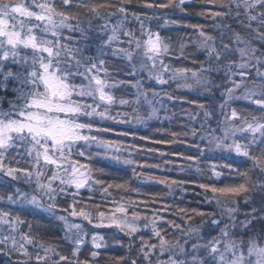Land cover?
Wrapping results in <instances>:
<instances>
[{
    "label": "snow or ice",
    "instance_id": "1",
    "mask_svg": "<svg viewBox=\"0 0 264 264\" xmlns=\"http://www.w3.org/2000/svg\"><path fill=\"white\" fill-rule=\"evenodd\" d=\"M184 4L185 0H179L175 6L183 11L181 6ZM173 5L174 0H145L143 7L171 9ZM227 7L226 12H213V17L234 16L239 25L247 30V35H241L231 25L218 26L221 40L217 45L215 37L200 31L202 40L198 49L205 53L206 59L201 62L198 71H192L184 67L171 68L165 63L164 58L171 54L169 42L161 36L159 30L153 29L152 21L163 20V24L158 25L159 29L169 24L200 28L202 25H187L182 18H172L162 12H132L131 21L139 25L134 30L128 27L130 21L127 0H120L117 4H113L111 0H0V92L5 95L10 92L15 96L14 100L8 102L7 111L0 109V205H3L0 207V232H7L0 236V245L6 248L11 243L13 251L34 264H91L92 260L101 255L99 250L107 247L105 236L94 230L114 228L128 236L130 241L140 231L137 223L129 222L126 216L116 215L127 213V207L123 204L109 215L99 211L95 217L76 208V204L80 202L75 198L80 195L81 189L87 188L92 192L94 186L99 185L101 187L95 190L102 193V198H106V195H110V188H129V181L113 183L105 180L104 169L93 165L94 159L101 156L117 164L134 163L133 160L116 154L121 151L116 142L97 134L114 130L95 118L119 124L131 123L127 113L111 114L112 106L116 102L111 89L116 84L109 83L114 79L107 67L109 55L129 62L117 71L137 77L132 84L136 89L134 103L139 104L143 98L150 107L153 101L163 107L165 99L196 104L204 117L199 126V140L205 143L195 142L198 130L192 127L193 141L189 146L196 148L198 155H186L184 159L195 161L205 154V149L208 152L226 151L246 158L252 162L251 169H258L261 174L256 178L255 188L261 193L264 205V0H230ZM74 8L86 9L88 19H77L72 14ZM108 8H116V12L101 11ZM112 17H116L114 23L111 22ZM93 21L102 23L93 26ZM225 28L231 33L228 41L223 39ZM65 30L67 33H79V38L74 39ZM184 49L185 45L181 43L180 56L175 59L187 58ZM136 55L142 56L139 66L132 63ZM139 72H147V79L154 80L156 85L184 81L183 84L177 83V87L188 89L192 88L187 83V73L191 72L196 84L210 95L213 87L221 86L211 79V74L222 72L224 90L221 96L224 100L216 106L220 110L219 116L216 107L206 106L198 100L173 96L163 87L157 90L153 84H148L145 89L138 78ZM165 73H169L167 78ZM249 82L253 86L244 87L237 94ZM118 83L129 82L120 80ZM3 99L0 96V102ZM234 100L246 101L247 106L238 111L230 104ZM129 103L127 99L119 100L120 105ZM225 109L229 111L226 112ZM156 112L157 109L152 107L147 116H142L134 108L131 119L138 124L143 123L155 116ZM198 115L199 112L191 113L189 119L195 120ZM220 116L224 119L220 120ZM213 119L216 127L211 126ZM218 132L222 136L217 135ZM116 134L128 136L130 132L117 131ZM171 135L176 138L181 133L173 132ZM183 135L187 136L188 132L185 131ZM174 142L185 143L175 139L153 140L157 144ZM94 147L103 148L105 151L94 153ZM164 163L169 161L165 160ZM215 167L214 165L213 175L219 178L222 172L216 171ZM221 167L228 169L230 176L238 174L248 177L247 171L240 172L231 163ZM97 172L101 175H96ZM141 175L135 168L132 169L133 179ZM147 179L152 180V177ZM156 182L168 184L167 179ZM21 183L31 187L32 192L24 191L19 186ZM183 183L186 181H171V184ZM199 187L210 188L213 193L221 195L239 196L240 193L249 191L245 183L223 187L201 183ZM70 189L74 190L69 191ZM132 190L140 191L139 188ZM34 193H40V197ZM61 193L73 197V204L69 206L71 211H62L68 212L74 218L79 216L86 220L91 225L90 229L85 231L81 223L71 222L66 216L57 214L55 201ZM43 197H47L52 203L45 204ZM154 202L155 200L146 203ZM131 203L129 200V204ZM219 203L217 200V204ZM245 203H248V198H245ZM13 205L16 206L15 209L11 208ZM95 207L99 208L100 205ZM180 211L186 212L184 209ZM237 211L235 207L228 208L227 219L223 214L219 217L210 215V220L206 222L209 224V232L216 231L217 234L209 235L208 238L198 235L199 229L185 230L174 221H169V226L179 229L180 238L175 244L165 239L166 226L157 228L156 221L153 220L152 236L158 243H149L140 236L139 251L148 264H152L154 250H158L159 255L170 253L166 262L158 260L157 264H264V206L253 207L250 213L244 215L243 220L237 218ZM41 213H48L63 221V240L74 246L71 256L75 260L61 254L57 247L45 246L32 235L33 225L22 217H35ZM198 214L205 215L203 212ZM131 216L133 221L141 219L135 211ZM255 221L260 223V231L249 235ZM147 226L146 223L144 227ZM24 228L27 229L26 232L23 231ZM194 232L197 233L195 238ZM89 233L91 260H80V250L86 245L85 237ZM245 236L248 237L247 240L244 239ZM117 243H120L118 238ZM29 247L33 251L30 252ZM128 247L131 248L132 244L129 243ZM189 252L193 253L190 259ZM201 252L204 253L203 256L200 255ZM0 253L8 255L3 248H0ZM123 260V256L117 257L118 264ZM130 264H137V261L133 259Z\"/></svg>",
    "mask_w": 264,
    "mask_h": 264
},
{
    "label": "trees",
    "instance_id": "2",
    "mask_svg": "<svg viewBox=\"0 0 264 264\" xmlns=\"http://www.w3.org/2000/svg\"><path fill=\"white\" fill-rule=\"evenodd\" d=\"M113 4H117L120 0H111ZM145 0H127V7L129 9V24L128 27L132 29H138L139 25L131 21L132 12L141 13H151L153 11L162 12L165 15L172 18H182L184 24L187 25H202L200 27H177L171 24L166 25L164 28L159 29L158 25L163 24V20H153L152 27L160 31V34L165 39H168L171 54L164 58L165 63L169 64L171 68L184 67L189 68L192 71H198L201 62L206 59V55L203 51L198 49V45L202 40L199 36V32L203 31L206 35H211L215 37V42L219 45L221 40L220 28L218 26L231 25L232 29L239 31L241 35L246 36L247 30L242 28L237 18L234 16H215L212 13L215 11L226 12L228 11L227 5L230 4V0H185V4L181 8L175 5L179 3V0H174L173 8L171 9H148L144 8ZM102 12H116V8L101 9ZM235 8L233 7V13ZM203 13V15H201ZM72 14L76 16L77 19L81 21H86L88 19L86 9H73ZM243 18L242 16L240 17ZM116 17L111 18V22H115ZM75 21H73L74 23ZM97 23H102V21H93V26ZM73 36L74 39L79 38V33H67ZM230 31L225 28L223 39L228 41ZM94 35V33H93ZM137 35L139 32L137 31ZM170 38V39H169ZM73 41H69L72 43ZM183 43L185 45V57L180 59H175L176 56H180V45ZM238 58V57H237ZM109 64L107 65L109 73L114 78L110 80L109 83L116 84L115 87L111 89V93L116 98L115 104L112 106L111 114H129V119L131 123L119 124L113 121H97L103 125L109 126L114 131L97 133L99 136L106 140H111L116 142V146L121 148L117 155H120L124 159H131L134 161L132 165H122L117 164L112 161L104 159L102 156L94 159L93 165L96 168H103L104 174L103 178L109 182L120 183L124 181H129L128 190L121 188H110L106 195V198H102V193L98 190L101 186H94V190L89 192L87 188L80 190V195L75 199L80 203L76 204L78 210L83 209L88 212L91 216L95 217L99 211H104L106 215L111 214L116 207L123 204L127 207V213H116L117 216L125 217L129 222L133 221L131 213L133 211L139 213L141 216L140 231L135 234V236L130 241L128 236L112 228H104L94 230L99 232L101 235L105 236V242L107 243L106 248L100 249L101 255L95 260L91 261V264H118L117 257L123 256L124 260L119 261V264H130V262L135 259L137 264H148L142 257L139 251V245L141 243L139 237L143 236L149 243H158V240L152 236V221H156L157 228L162 225L166 226L167 235L165 239L175 244L176 240L180 238L179 229L172 228L168 225L169 221H174L179 224L181 228L188 229H199L198 235L208 238L209 235H216V231L209 232V224L206 223L210 220V215H215L219 217L221 214L224 218L228 217V208L235 207L238 209L235 214L239 220L244 219L246 213H250L253 207L260 208L262 205L261 193L255 188V181L259 173L258 169H251V161H247L246 158L238 157L234 153L229 154L226 151L214 150L208 152L205 149V154L199 156L195 161H189L184 159L186 155L197 156L198 151L196 148L190 147L189 144L193 141L191 136V128L196 127L198 130L196 143L204 144L199 140V126L203 122V112L198 108L196 104L186 103L182 101H163L164 106L161 107L159 103L153 101V105L150 107L141 98L140 103H134L136 96V89L132 87L135 83L137 77L127 76L123 71H117L118 68L125 67L129 62L126 59H121L119 57H112L109 55L107 58ZM142 56H134L132 63L139 66ZM150 63V62H149ZM254 74V71H253ZM103 76V73H101ZM169 73H165V78H167ZM189 79L187 83L192 85L191 89L177 87V83L183 84L184 81H169L168 85L160 86L156 85L154 80L147 79V72H139L138 78L141 80L145 89H147L148 84H153L157 90L163 87L173 96H180L187 98V100H198L204 103L206 106L211 105L216 107L219 103H222L224 97L221 96V92L224 90V80L223 73H212L211 79L216 83L221 85L220 87H213L211 95L205 92L203 88L196 84L195 80L191 77V72L187 73ZM120 80L128 81L126 84H119ZM253 85L249 82L243 85L237 94L243 91L244 87H252ZM0 96L4 99L0 102V109L7 111L9 108V101L14 100V94L10 92L5 95L4 92H0ZM149 98H151V92H149ZM120 99L129 100V104L120 105ZM232 107L237 108L239 111L241 108L247 106V102L243 100H234L230 102ZM152 107L157 109L156 115L150 119H146L143 123H136L132 120L133 109H137L142 116H147ZM255 107V106H250ZM228 112V109H225ZM199 112L200 115L196 117L195 120L189 119V114ZM217 115L219 116V108L216 107ZM230 114V112H229ZM220 120L224 117L220 116ZM235 123H238L236 121ZM212 127H216V121L213 119L211 122ZM117 131H129L128 136H119L116 134ZM188 132V135H183L184 132ZM177 132L181 133L176 138H173L171 133ZM134 134V135H133ZM217 135L222 133L218 132ZM140 137H147V139H140ZM239 138V137H238ZM173 139L177 141H185V143L174 142V143H153V140H163L172 141ZM227 143V142H226ZM148 149H154V151H148ZM92 151L103 153L105 150L103 148H93ZM164 153V155H161ZM259 155V152L255 153ZM96 160H99L97 163ZM167 160L169 163L165 164L164 161ZM231 163L233 167H237L240 172H248V177L238 174L228 175L229 170L222 168L221 165ZM141 165L143 167H141ZM152 165H159V167H153ZM216 171H221L222 175L217 178L213 175V166ZM135 168L138 172L142 173L139 178H132V169ZM96 175H101L97 172ZM152 177V180H148L147 177ZM167 179L168 184L157 183V180ZM172 180H183L186 183L183 184H171ZM58 183V182H57ZM204 183L214 187L223 186H235L240 183H245L246 187L249 188L248 192H242L239 196H234L232 194L213 193L210 188L204 189L199 187V184ZM139 188L140 191H134L132 189ZM74 190L70 189L69 191ZM92 197V199H90ZM123 198V199H122ZM245 198H248V203H245ZM45 204L52 203L47 197L42 198ZM48 200V201H47ZM131 200V204H129ZM155 200L154 203H146ZM217 200L220 201L217 204ZM115 202V203H114ZM57 208L55 209L58 215H64L71 222H78L83 225L85 231L91 228L86 220L81 217H72L68 215V212L62 211L63 209H68L71 211L70 205L73 204V197L71 195H64L61 193L55 201ZM95 205H100L99 208ZM3 207V205H0ZM11 208L15 209L14 206ZM180 209L186 210V212L180 211ZM203 212L205 215H199L198 213ZM147 218L146 220L144 218ZM190 217V219H189ZM27 221L31 222L33 225L32 235L38 240L45 244V246L57 247V250L66 256H69L71 260H75L71 256L73 245L64 241V223L58 220L56 217L49 215L48 213H41L35 217L24 216L22 217ZM144 223V224H143ZM147 223V227L144 225ZM23 231H27L26 228ZM75 231V230H73ZM260 223L258 221L254 222V228L249 235L259 233ZM115 233L116 235H112ZM1 234L0 236H2ZM197 233H193L195 238ZM117 238L120 243H117ZM239 238V237H237ZM247 236L244 237L247 240ZM19 239V237H17ZM86 245L81 247L79 259H89L90 249H91V233L85 237ZM181 242H183L181 240ZM121 243L123 246H121ZM129 243L132 247L129 248ZM5 253L4 255L0 253V264H34L33 261H27L22 255H19L12 249L11 243L8 247L4 248L0 245ZM31 252L33 249L28 248ZM193 253L189 252L188 259L191 258ZM51 255V254H49ZM170 253L165 252L163 255L158 254V250H154V254L151 256L152 264H157V261L168 260ZM201 256L204 255L203 252L200 253Z\"/></svg>",
    "mask_w": 264,
    "mask_h": 264
},
{
    "label": "rangeland",
    "instance_id": "3",
    "mask_svg": "<svg viewBox=\"0 0 264 264\" xmlns=\"http://www.w3.org/2000/svg\"><path fill=\"white\" fill-rule=\"evenodd\" d=\"M19 186H20L24 191L32 192V188L29 187V186L26 185V184L21 183ZM34 194H36L38 197H40V193H34ZM42 200H43V199H42ZM47 201H48V200H47ZM43 202L45 203L44 200H43ZM13 206H14V205H13ZM14 207H16V206H14ZM141 223H142V222H140V220H139V221H138V224H139L140 227L142 226ZM143 224H144V223H143ZM5 227H6V226H5ZM1 234L5 235V234H7V232H6V231L0 232V235H1Z\"/></svg>",
    "mask_w": 264,
    "mask_h": 264
}]
</instances>
